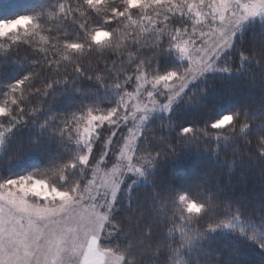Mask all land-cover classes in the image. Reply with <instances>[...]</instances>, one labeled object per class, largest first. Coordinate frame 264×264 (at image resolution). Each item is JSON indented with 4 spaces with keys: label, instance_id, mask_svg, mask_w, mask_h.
<instances>
[{
    "label": "snow or ice",
    "instance_id": "snow-or-ice-1",
    "mask_svg": "<svg viewBox=\"0 0 264 264\" xmlns=\"http://www.w3.org/2000/svg\"><path fill=\"white\" fill-rule=\"evenodd\" d=\"M3 5L0 0V26H15L0 31V57L28 44L39 58L31 60L35 67L27 74L7 85L0 99V167L7 168L35 150L38 137L19 140L13 130L23 127L30 113L48 107L44 97L54 85L71 82L79 73L119 91L110 107L86 103L59 118L57 125L52 123L58 119L55 114L39 122L40 129L47 127L51 133L75 141L77 147L65 148V157L24 174L0 173V264H192L185 246L191 248L194 238L200 239L201 248L204 241L210 242L211 234L236 228L241 220L239 208L214 211L221 200L211 191L202 199L190 190L161 186L147 170L156 167L158 157L175 156L188 148L215 154L221 142L240 137L252 151H241L242 146L236 143L224 152L229 172L236 159L264 162V122L250 117L247 109L232 111L203 124L180 125L174 139L157 137L163 142L160 146L151 144L145 132L152 129L145 125L159 110L173 113L160 123L175 126L174 106L180 99L200 102L195 91L185 97L191 82L209 72L234 71L230 64L217 61L257 17L264 24V0H82L75 6L69 0H58L55 11L10 18L3 16ZM67 18L81 30L73 38L60 31V24H49ZM100 33L105 34L102 40L97 39ZM130 38L151 53H137L131 71L123 67V60L117 68L114 58L123 57ZM166 50L185 62L159 70L158 59ZM236 51L240 67L248 61L259 66L264 77V35L254 39L248 49L237 47ZM49 52L70 62L72 71L65 68L61 72V61L50 58ZM93 55L97 65L86 67L82 61ZM128 55L131 58L132 53ZM41 59L47 73L43 76ZM3 70L0 63V72ZM38 79H42V87H35ZM37 95L41 96L40 107L29 111L28 101ZM256 123L261 128L253 135L248 130ZM105 124L109 128L105 129ZM105 131L110 134L105 136ZM204 137L215 140L206 142ZM12 143L15 149H11ZM59 146L64 147L62 141ZM129 173L145 177L152 187L143 195L130 193L140 204L132 208L136 215L127 214L123 223L112 216ZM239 231L246 234L243 227ZM117 234L127 242H104ZM247 235L264 249V239H258L255 232ZM207 251L209 259L203 264H228L220 255L212 259L210 247Z\"/></svg>",
    "mask_w": 264,
    "mask_h": 264
},
{
    "label": "trees",
    "instance_id": "trees-1",
    "mask_svg": "<svg viewBox=\"0 0 264 264\" xmlns=\"http://www.w3.org/2000/svg\"><path fill=\"white\" fill-rule=\"evenodd\" d=\"M75 6L82 0H69ZM58 0H4L3 16L13 17L18 14H25L33 11H55ZM98 18H94V21ZM49 24H60V31L67 32L68 38L75 37L81 30L78 25L73 23L70 18L63 21H49ZM130 36L136 34L130 29ZM55 34V33H53ZM264 35V24L260 20L254 21L245 30L243 37H237L234 47L225 52L222 56L221 63H228L234 71L232 73H220L217 71L210 72L198 82L193 84L186 92L185 97L195 91L200 97L199 103L185 102L181 99L174 106L175 126H164L160 123L162 118L170 117L173 113L166 115L154 116L146 125L151 128L152 132H145L149 136L153 145L160 146L163 142L158 141V136L172 137L174 139L177 127L180 125L203 124L205 121L217 119L225 113L232 111H240L243 113L248 110L249 116H256L258 121L264 122V77L261 75L259 66L248 61L244 62V66L240 67V60L236 48L248 49L254 39H259ZM143 44V37H140ZM129 53H132L131 58ZM141 56H150L147 47H138L134 39H128L127 49L123 57H114L117 60V68L121 67L120 61L123 60V67L131 71L134 64L131 60L136 58V54ZM29 56L28 60H24V56ZM43 54H41L42 56ZM50 58L59 59L61 61V72L65 68L69 72L72 71L70 62L63 60L59 54L53 56L52 52L47 53ZM112 53H105V56H111ZM35 56L32 46L24 44L15 51L9 50L6 57H0V63L4 65V70L0 72V99L7 91V85L27 74L29 70L35 67L31 63ZM82 63L87 67L89 64L95 68L97 65L96 56L93 55ZM100 65H103L101 60ZM45 72L41 76L46 75ZM111 66V61H109ZM159 70H164L173 66H179L171 50H166V54H162L157 63ZM239 68V71L235 69ZM36 71H40L37 68ZM91 74V73H89ZM42 79H38L35 87H42ZM206 89L204 93H200V89ZM132 88H128L130 90ZM119 89L110 88L101 85L98 81L89 80L86 76L79 73L74 74L71 82L66 81L63 84L54 85L53 89L48 90V95L44 97L48 107H42L37 113H30L26 117L23 127L14 129V135L19 140H26L29 137H38L35 150L28 153L20 161H15L7 168L0 167V173L8 174H24L32 171L34 168H42L49 166L53 161L65 157L68 153L65 148L75 149V141L67 137L61 138L55 133H51L46 127L39 128V122L46 117L55 114L58 119L52 121L54 125L59 124V118L67 117L71 112L78 111L84 107L86 103H92L99 107H110L117 99L116 92ZM196 97H193V101ZM41 104V96H34L28 101V110L39 108ZM35 120L37 123L33 124ZM261 124L256 123L248 130L253 135L260 131ZM154 133V134H153ZM203 136V133H201ZM204 140H215L214 137H204ZM64 147H60V143ZM239 143L241 151H252L251 146H245L243 138L240 137L236 141L229 140L226 144L221 142V148L213 154L211 150L188 148L171 157L157 158L156 167L152 168L148 176L155 177L157 184L161 186L173 185L180 190H190L194 195H199L202 199L206 198L209 191L221 200V203L214 211L226 212L229 207L232 209L239 208L241 210V219L244 224L243 228L246 234H241L239 229L222 230L211 234V240L204 241L203 247L199 248L200 239L194 238L191 248L186 245L192 264H197L209 259L211 249V257L214 259L216 255H220L228 261V264H264V250L259 245L248 238L247 233L255 232L258 239L260 235L264 237V162L256 159H236L234 168L229 172L228 160L223 158V153L228 152L231 147ZM16 144H11V149H15ZM152 185L148 179H144L138 185L130 188V192L121 193L118 198L115 214L113 219L126 223L125 216L133 213L132 208L140 204L130 193L150 192ZM155 200L156 197H153ZM230 214V213H227ZM114 240H120L126 243L127 238L116 235Z\"/></svg>",
    "mask_w": 264,
    "mask_h": 264
},
{
    "label": "rangeland",
    "instance_id": "rangeland-1",
    "mask_svg": "<svg viewBox=\"0 0 264 264\" xmlns=\"http://www.w3.org/2000/svg\"><path fill=\"white\" fill-rule=\"evenodd\" d=\"M257 20H260L258 17L255 19V21H257ZM20 23H22L23 21H19ZM15 25H6V26H0V31H7L9 28H11V27H14ZM238 37H239V34H238ZM105 38V34H103V33H100V34H98V36H97V39L98 40H102V39H104ZM237 39V38H236ZM236 41V40H235ZM235 41H234V44H235ZM231 50V49H230ZM230 50H226L225 52H227V51H230ZM172 51V50H171ZM172 53H173V55H174V57H175V59L177 60V62H178V64L179 65H181L182 63H184L185 61H182L176 54H175V52L174 51H172ZM225 53H223L222 55H221V57L218 59V61H217V63L218 64H221L222 65V63H221V59H222V56L224 55ZM210 73V72H209ZM208 73H206L205 75H207ZM204 75V76H205ZM204 76H202V77H200V78H198L197 80H195V81H193V82H191L190 83V85H189V88L193 85V84H195L196 82H198L200 79H202ZM188 88V89H189ZM188 89H186V91L188 90ZM133 89H130V90H128V91H132ZM185 91V92H186ZM181 100V99H180ZM179 100V101H180ZM178 101V102H179ZM166 114H168V112H163V111H159V110H157V111H154L153 113H152V115H151V117L149 118V120L146 122V125H147V123L154 117V116H156V115H166ZM146 125H145V127H146ZM132 125L131 124H129V127H131ZM105 129H107V128H109V126L107 125V124H105ZM124 133L125 134H127V129H125L124 130ZM105 136H108L110 133L108 132V131H105L104 133H103ZM75 146H76V144H75ZM77 147V146H76ZM97 151H99V149H97ZM152 170V168H150V169H148L147 170V172H148V174H149V172ZM129 177H130V179H129ZM144 179H145V177H139V178H137V176H136V174L135 173H129V174H127V176H126V178H125V181L122 183V187H121V190L118 192V197H117V200H116V205H117V201H118V198H119V196L121 195V193H123L125 190L124 189H126V191H129L130 192V188H132L133 186H136V185H138L141 181H144ZM115 210H116V207L114 208V210H113V216H114V214H115ZM113 216H112V219H113ZM242 219L240 220V222H238L237 223V225H236V228L235 229H229V230H236V229H239V228H241V227H243L244 226V224L242 223ZM259 236H260V238H262V239H264V237H262L261 235H260V233L258 234ZM256 236H257V234H256ZM117 238V236L115 235V236H112V237H108L104 242L105 243H108V244H115V242H114V240ZM257 238H258V236H257ZM264 250V249H263Z\"/></svg>",
    "mask_w": 264,
    "mask_h": 264
},
{
    "label": "clouds",
    "instance_id": "clouds-1",
    "mask_svg": "<svg viewBox=\"0 0 264 264\" xmlns=\"http://www.w3.org/2000/svg\"><path fill=\"white\" fill-rule=\"evenodd\" d=\"M52 195H54V196H55V195H57V193L53 192V193H52Z\"/></svg>",
    "mask_w": 264,
    "mask_h": 264
}]
</instances>
